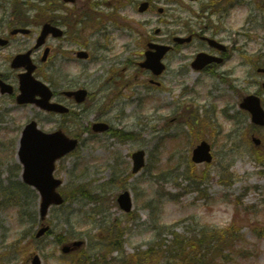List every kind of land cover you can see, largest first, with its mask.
Segmentation results:
<instances>
[{"label": "rangeland", "instance_id": "374dc122", "mask_svg": "<svg viewBox=\"0 0 264 264\" xmlns=\"http://www.w3.org/2000/svg\"><path fill=\"white\" fill-rule=\"evenodd\" d=\"M122 1L94 0L98 2L93 7L98 24L80 28V35L89 43L86 51L95 60L73 64L57 55L51 61L52 81L63 87L84 85L93 92L94 101L83 112L78 109V122L65 129L69 136L81 138L80 148L57 164L56 177L64 181L61 189L68 202L50 210L46 219L50 231L39 239L40 200L30 187L17 186L23 182L16 158L21 131L36 115L31 107L3 100L0 264H27L33 254L39 255L43 264H124L133 256L138 264H174L172 254L165 253L173 232L191 239L201 237L208 225L226 227L234 219L236 204L249 250L245 257L230 263L264 264V163L252 153L255 146L247 137L250 119L239 107L241 95L259 91L261 76L248 58L255 61L264 56V0H156V8L144 15L137 11L143 0H128L127 5L115 8ZM213 1L221 3L214 6ZM9 2L0 0V19L9 18ZM93 2L90 0V8ZM158 7L166 13L160 16ZM210 21L223 29L233 49L225 67L232 85L206 77L197 79L178 54L166 60L163 85H152V76L139 67L143 38L145 50L150 39H162L154 33L157 28L171 33L182 31V23H196L199 28L198 24ZM191 51L188 47L185 53ZM0 65L2 71L11 69L2 58ZM183 66L185 74L181 73ZM38 121L48 132L60 125L59 117L41 115ZM97 121L134 136L121 142L109 133L92 134L88 129ZM195 121L204 127L195 130ZM258 136L264 140V130ZM202 139L212 145L211 165L191 164L192 151ZM139 149L147 152V164L132 176L131 155ZM81 186L86 195L78 191ZM14 189L21 192L17 198L12 197ZM123 190L133 195L130 215L117 203ZM119 229L124 233V247L108 252L107 241ZM61 238L63 244H82L63 254ZM161 239L164 244L157 247ZM158 254L171 261H162Z\"/></svg>", "mask_w": 264, "mask_h": 264}, {"label": "flooded vegetation", "instance_id": "af4514ba", "mask_svg": "<svg viewBox=\"0 0 264 264\" xmlns=\"http://www.w3.org/2000/svg\"><path fill=\"white\" fill-rule=\"evenodd\" d=\"M94 0H92L93 2ZM151 5L154 0H151ZM90 0H73L67 2L65 0H18L13 6L18 8L17 11H12L7 20L0 19V58L5 60L11 66L9 71H2L0 65V81L11 86V94H2L0 84V110L3 107V100H11L17 107H31L36 115L35 120L39 123L38 118L41 115L46 117H59L60 125L57 129L65 130L67 125L77 123L80 113L84 111L94 101L93 92L89 91L88 98L83 104H76L73 98L66 95L68 90H76L86 88L84 85L78 84L71 87H63L52 81V66L51 61L57 55H64L68 63L78 64L80 61L90 62L95 60L88 51L87 59H81L79 53L86 51L89 43L81 35V27H89L97 18L93 7L97 6L98 2H93L90 8ZM82 6L78 7V4ZM71 4V5H70ZM85 4V5H84ZM190 24L188 30L182 35L191 36V42L184 45H175L174 48L167 54L166 60H171L178 54L180 58L188 62L187 68L198 78L206 77L215 79L219 82H225L229 79V73L226 70L233 49L228 44L227 39L223 36V29L210 23ZM54 28L57 30H54ZM46 31V36L43 37V31ZM184 30L166 33L160 30L158 38L161 43L172 44L176 35H180ZM208 38L217 40L221 45H215L208 41ZM2 40V41H1ZM5 42V44H2ZM71 46V48H67ZM140 56L144 59V38L141 43ZM226 46V47H225ZM190 47L191 52L185 53L186 48ZM12 49L9 54L4 55V51ZM30 53V59L35 65L34 77L47 85L52 91L51 102L65 106L70 109L69 112L58 114L48 112L40 107L39 101L42 97L35 96V101L32 103H18V94L20 79L19 76L26 72L25 68H12V60L15 56L23 53ZM200 53H206L211 57L222 59L221 61H213L203 67L202 70L196 71L193 67V61ZM186 66H183L181 73L187 72ZM258 70V68H257ZM168 71V70H167ZM167 71L164 73L166 74ZM258 73V72H257ZM261 76V81L257 84L264 83V74L258 73ZM15 75V76H14ZM163 75L160 80H163ZM158 86H162L160 81ZM264 93V89H262ZM144 105V99L141 100ZM77 105L79 108H75ZM66 131V130H65Z\"/></svg>", "mask_w": 264, "mask_h": 264}, {"label": "water", "instance_id": "95a60500", "mask_svg": "<svg viewBox=\"0 0 264 264\" xmlns=\"http://www.w3.org/2000/svg\"><path fill=\"white\" fill-rule=\"evenodd\" d=\"M149 7L148 3H144L140 7V12H145ZM186 39L177 38V41L184 42ZM189 40V39H188ZM156 49V52L149 51L147 53V60L144 63V67L153 70L158 75L160 74L164 66L161 64V59L164 53L167 51V47L151 45V49ZM27 54L26 56H28ZM26 56H18L14 61V66L19 67L24 62ZM82 56H85L83 54ZM27 74L22 75L21 78V90L22 93L19 96V101L33 102L34 97L39 92L44 97L42 101V107L48 110L66 112L67 109L60 108L56 104H50L51 94L40 82H37L32 76L33 68H28ZM6 89H3L4 93ZM48 92L47 93H45ZM11 92V91H10ZM69 96H75L78 102H82L85 99L86 91L81 90L78 92H69ZM242 107L248 110L252 114L253 122L258 125H264V110L261 107L260 98L256 95H249L244 98ZM109 126L105 123H98L94 125L96 132H104L108 130ZM258 142V141H257ZM77 139L68 138L62 131L54 133H45L40 130L36 122L29 124L21 139V147L19 156L21 162L24 165V181L30 185L35 186L40 191L42 197L41 214L45 218L50 206L60 205L64 202L63 197L58 193L57 188L62 184V181L54 178L53 173L56 168V161L68 153L74 151L78 147ZM134 169L133 172L137 173L145 165V152L140 151L133 156ZM193 160L195 162H211L212 155L210 154V145L203 142L194 151ZM119 204L121 208L127 212L133 208L132 198L129 192H125L120 195ZM48 227L42 228L38 237L42 236ZM81 244L80 242L77 243ZM69 247L64 249V252H68ZM32 264H41L40 259L36 256Z\"/></svg>", "mask_w": 264, "mask_h": 264}, {"label": "trees", "instance_id": "16d2710c", "mask_svg": "<svg viewBox=\"0 0 264 264\" xmlns=\"http://www.w3.org/2000/svg\"><path fill=\"white\" fill-rule=\"evenodd\" d=\"M79 192L84 193L83 187L78 188ZM20 193H12V197H18ZM161 235V234H160ZM159 235V236H160ZM174 238L171 244H167V251L165 253L172 254L174 264H231L232 260L242 255V250H237L236 245L238 240L243 237L239 235L235 226L227 230L211 229L203 233L200 238L186 239L184 236L173 233ZM158 236V238H159ZM62 242V238L60 239ZM164 244V240L157 244V247ZM109 247V248H108ZM108 251L123 249V230L119 229L117 234L107 241ZM154 247L145 254L148 256ZM159 255V254H158ZM162 255H159V258ZM164 256L163 258H165ZM124 264H138L133 256L131 259L124 262Z\"/></svg>", "mask_w": 264, "mask_h": 264}]
</instances>
